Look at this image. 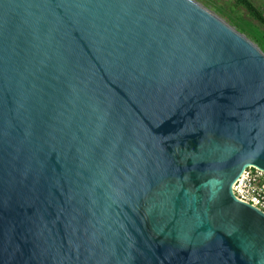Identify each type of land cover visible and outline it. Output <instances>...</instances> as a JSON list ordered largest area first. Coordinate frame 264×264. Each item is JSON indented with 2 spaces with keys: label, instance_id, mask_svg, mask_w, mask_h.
Wrapping results in <instances>:
<instances>
[{
  "label": "water",
  "instance_id": "95a60500",
  "mask_svg": "<svg viewBox=\"0 0 264 264\" xmlns=\"http://www.w3.org/2000/svg\"><path fill=\"white\" fill-rule=\"evenodd\" d=\"M264 51L196 0H0V264H264Z\"/></svg>",
  "mask_w": 264,
  "mask_h": 264
},
{
  "label": "rangeland",
  "instance_id": "374dc122",
  "mask_svg": "<svg viewBox=\"0 0 264 264\" xmlns=\"http://www.w3.org/2000/svg\"><path fill=\"white\" fill-rule=\"evenodd\" d=\"M245 34L264 51V26L235 0H196ZM264 13V0H252Z\"/></svg>",
  "mask_w": 264,
  "mask_h": 264
},
{
  "label": "built area",
  "instance_id": "2783aa9c",
  "mask_svg": "<svg viewBox=\"0 0 264 264\" xmlns=\"http://www.w3.org/2000/svg\"><path fill=\"white\" fill-rule=\"evenodd\" d=\"M234 196L264 213V169L248 165L232 184Z\"/></svg>",
  "mask_w": 264,
  "mask_h": 264
},
{
  "label": "trees",
  "instance_id": "16d2710c",
  "mask_svg": "<svg viewBox=\"0 0 264 264\" xmlns=\"http://www.w3.org/2000/svg\"><path fill=\"white\" fill-rule=\"evenodd\" d=\"M237 4L244 6L251 17L264 26V13L252 0H235Z\"/></svg>",
  "mask_w": 264,
  "mask_h": 264
}]
</instances>
